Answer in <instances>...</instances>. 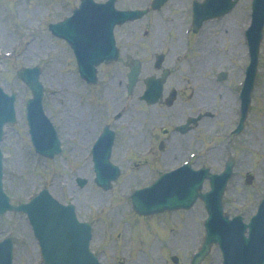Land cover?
<instances>
[{
	"label": "rangeland",
	"instance_id": "1",
	"mask_svg": "<svg viewBox=\"0 0 264 264\" xmlns=\"http://www.w3.org/2000/svg\"><path fill=\"white\" fill-rule=\"evenodd\" d=\"M75 1L78 2V0H68L67 9L76 4ZM147 1L149 0H121L120 3L123 2L126 6H142ZM251 1L241 0L234 13L226 16L223 22L221 21L217 25L209 24L211 27L207 28V26L202 33L192 36L193 44L195 41L203 44L205 54L208 52V55L211 56L210 61L215 63L214 65L209 64L206 74L216 76L220 70L231 71L229 79L223 83V88L227 91L233 90L234 95L237 91L235 84L243 75V70L241 73L239 68V62L242 60V65H244L243 62L246 61L247 53L243 59L241 57L245 52L243 34L248 25ZM62 5L61 0H17L13 3L0 0V82L8 93H16L18 96V122L7 127L4 142L6 191L16 201L28 200L43 187L51 188L52 193L64 202L72 201L70 197H74L73 200L78 205L77 211L80 218L95 220L94 247L100 254L102 264H175L171 260L174 255L180 258L177 264H189L191 253L199 247L204 234L202 223L206 212L202 205H197L188 212L169 214L162 237L159 234H152L154 231L151 229H148L151 233L148 232L144 228V221H134L135 235L132 243L130 226L127 224V221H130L132 217V211L130 205L125 201L127 198L125 195L130 191V187L141 184L148 176L143 165L136 166L133 162L135 154L139 151V148L135 146L142 145V151H144L149 145L142 143L143 139L140 133L134 141L133 147H130L131 158L125 157L123 152L119 153V158L125 160L123 163L127 171L125 176L113 192H104L93 182L91 161L82 159L90 145L89 140L95 136V133L93 134L91 131V135L89 133L88 138L82 141L83 145L79 143L80 139L76 137L77 134L73 130L72 134H68L69 132L65 129V122L72 110V117L76 115L75 119L79 118L82 124L88 126V123H91L93 126L98 120L107 118L109 113L110 115L114 113L123 104V101L116 102L112 100V97L106 96L108 85L109 89L114 91V86L106 77L107 70H111V68H103L101 76L104 77V80L102 79L98 87L90 88L80 78L71 52L48 30L50 23L56 22L62 13L68 12L66 7L63 9ZM188 9L187 0H174L164 10L152 13L149 18L152 21H147L151 24L150 28L155 30L154 37L159 35L160 43H164V38L174 42L177 53L181 49L183 50L185 44L188 43L184 35L188 21V17H186ZM155 23H158V26L154 28L152 24L155 25ZM123 30L125 29H122L120 33ZM238 33L241 37L238 39L239 43L236 47L231 48L230 38ZM204 35L206 36L205 44L203 43L205 40L201 38ZM128 37L125 34V38ZM178 42L180 44L177 45ZM189 45L191 47V43ZM240 46L242 49H238ZM193 50L194 56H190V54L188 57L190 59L187 62H194L197 47L194 46ZM201 51L198 49V54ZM261 56L257 97L254 101V111L257 112L248 129L252 134L248 135L250 143L246 147L252 154L250 162L255 166L256 182L247 185L245 180L236 176L231 182V192L227 199L229 208H232L231 214L238 213L236 209L240 203L250 201L252 205L245 206L244 213L240 212L249 217L254 210L255 200L264 189V41ZM216 63L218 67H216ZM36 65L43 68L41 81L47 89V111L56 121L61 137L66 143L65 157H58L56 161H46L34 152L25 112L31 94L15 76L20 67ZM176 79L181 86L183 83L178 74ZM111 81L114 83L115 79ZM91 92L96 98L95 103L92 102ZM92 103L95 104V108L92 107ZM224 104L226 108H232L234 105L228 101H225ZM131 108L135 110L133 114L137 121L139 118L136 111L137 103H131ZM173 116L175 117L174 113ZM100 123L101 121L98 124ZM72 125H75L74 121ZM124 137L126 136L120 137L118 141L122 145L121 148L126 147L123 143H128L125 142L126 138ZM188 144L194 148L201 147L196 143H183V148L187 150ZM216 152L219 150L210 149L209 154L207 151V155L202 161L216 168L218 166L215 164L218 160L222 166L223 158L216 157ZM181 156L180 151V158ZM244 166L248 167L246 163ZM240 175L241 173H239ZM77 176L85 177L88 180L85 187L77 185ZM253 186H257L256 189L252 188ZM156 223L163 226V219L156 220ZM161 226H157L156 229L161 230ZM11 233L16 242L15 264H42L36 241L28 221L23 215L8 214L0 218V239ZM155 237L160 241L163 238V241L159 242ZM152 241L154 242L150 246L143 248ZM133 244L138 249H143L138 251ZM221 261L220 252L214 248L204 264H221Z\"/></svg>",
	"mask_w": 264,
	"mask_h": 264
},
{
	"label": "water",
	"instance_id": "2",
	"mask_svg": "<svg viewBox=\"0 0 264 264\" xmlns=\"http://www.w3.org/2000/svg\"><path fill=\"white\" fill-rule=\"evenodd\" d=\"M262 29V22L258 24V30L261 32ZM261 34L258 35L260 39ZM12 119V117H7L4 116L3 120L7 121ZM1 135V133H0ZM0 214L5 212V210L8 208V204L6 202V199L2 193L1 189V183H0ZM31 207V206H29ZM13 208V207H12ZM17 210L24 209V208H16ZM33 212L35 213V207H33ZM44 222H41L39 218H36L37 223L41 226L38 225L39 230L41 232V238L44 242L45 248H46V254H48V259L51 260L54 263H57L61 260H63L64 256L68 259V262L72 261H80V260H73V257L70 256L67 253H64V251H70L71 246L64 241L73 230L77 228L76 223L74 222L73 219L68 218L65 221L59 220L57 218H54L53 220H47L43 219ZM50 223L54 226L57 225L59 226L58 231L56 234H53L50 230ZM82 237L77 241V248L81 249V254L80 257L83 258L84 255L88 256V251H87V242L86 240L81 241ZM213 237H211L209 240H212ZM81 241V242H80ZM64 254V255H63ZM84 260V259H83Z\"/></svg>",
	"mask_w": 264,
	"mask_h": 264
},
{
	"label": "flooded vegetation",
	"instance_id": "3",
	"mask_svg": "<svg viewBox=\"0 0 264 264\" xmlns=\"http://www.w3.org/2000/svg\"><path fill=\"white\" fill-rule=\"evenodd\" d=\"M149 121L148 119V115H141V121H140V125H145L147 122ZM155 138H157V135L155 134ZM162 140H159L158 143H161Z\"/></svg>",
	"mask_w": 264,
	"mask_h": 264
},
{
	"label": "bare ground",
	"instance_id": "4",
	"mask_svg": "<svg viewBox=\"0 0 264 264\" xmlns=\"http://www.w3.org/2000/svg\"><path fill=\"white\" fill-rule=\"evenodd\" d=\"M239 37H240V34L238 33V34L234 35V37L232 38V44H233V47H235V46L237 45V41H239V40H238ZM240 38H241V37H240ZM178 44H180V43L178 42Z\"/></svg>",
	"mask_w": 264,
	"mask_h": 264
}]
</instances>
